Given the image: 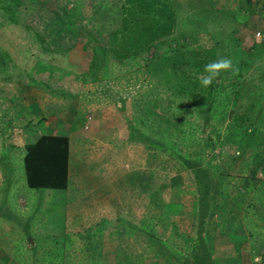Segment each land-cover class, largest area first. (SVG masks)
<instances>
[{
    "label": "rangeland",
    "instance_id": "rangeland-1",
    "mask_svg": "<svg viewBox=\"0 0 264 264\" xmlns=\"http://www.w3.org/2000/svg\"><path fill=\"white\" fill-rule=\"evenodd\" d=\"M175 2L178 19L200 7L205 15L190 22L195 25L179 19L171 34L143 54L119 61L97 48V59L88 68L71 64L62 50L74 43L92 47L95 40L105 46L119 22V0H21L11 20L0 11V264H184L178 253L189 248L190 240L174 244L162 222L164 215L172 216L182 234L195 235L197 192L183 159L209 172L203 234L218 264H257L255 257L264 264V120L256 124L261 142L251 149L238 141L242 127L253 122L248 119L213 148L204 145L200 131L193 134L198 141L191 138L195 143L162 144L148 140L152 134L146 126L130 131L131 124L141 122L144 96L155 97L159 107L178 101L160 74L146 69L150 58L207 48L215 41L232 58V50L245 51L259 41L255 32L264 30V0H251L249 8H243L242 0ZM258 83L257 90L246 86L262 103L264 80ZM30 88L34 96L42 90L49 104L29 123L22 113ZM194 113L198 124L200 116ZM39 124H46L47 131L59 129L58 124L67 133L71 165L66 190L25 183L21 146ZM97 182L116 187L99 199L101 191L89 192ZM115 209L130 222L124 238L115 227L102 229L104 237L96 238L99 223L106 227L100 214ZM241 225L249 235L226 237L237 228L243 233ZM141 230L148 236L142 237Z\"/></svg>",
    "mask_w": 264,
    "mask_h": 264
},
{
    "label": "trees",
    "instance_id": "trees-1",
    "mask_svg": "<svg viewBox=\"0 0 264 264\" xmlns=\"http://www.w3.org/2000/svg\"><path fill=\"white\" fill-rule=\"evenodd\" d=\"M119 1V22L112 29L108 43L100 46V43L95 40L97 44L92 47H89L87 43H74L64 48L62 51L71 64L90 67L94 59H97V48L103 52V55L108 53L112 59L119 61L129 56L143 54L150 51L156 41L171 34L175 22H179V19L180 23H190L197 20L201 13L205 15L204 12H206L200 7L198 11L194 10L192 16L188 13L184 18L180 16L178 19L175 8V6L178 7V3L175 0ZM250 1L242 0L243 8H249ZM256 1L258 0H253V4ZM20 4L21 0H0V11L9 18V15L12 16L13 9ZM219 19L220 17L217 20ZM188 39L189 37L186 36L181 37L183 41ZM226 39L232 42L236 40L233 37ZM222 50L220 43L215 41L207 48L167 51L156 58H150L146 62V69L152 74L159 73L165 81L163 83L171 90L172 97L177 98L178 101L174 106L167 104L165 107H159L155 97L144 96L141 99L143 106L138 109L140 113L138 120L141 122L136 123L137 127H135L129 119L130 131L146 126V130L152 134L150 136L152 139L148 138V140L158 144L185 140L195 143L199 139L193 137V134L200 131V138H203L204 145L213 148L222 144L248 119L253 122L242 127L238 141L241 147L251 149L257 146L261 141L258 138L259 124H256L264 120V102L253 100L256 93L250 91L246 85L251 84L257 90L260 86L258 82L264 80V30L261 32L259 41L251 44L245 51L232 50L233 57L230 58L232 69L221 71L210 87H202L196 75L203 73L204 66L210 61L221 57L228 58V52ZM53 51L61 52L56 49ZM248 69L252 70L251 75L246 73ZM255 79L258 80L254 82ZM259 92V95L264 97V90L260 89ZM120 99L123 100V98ZM241 101L244 102L243 105L239 104ZM168 102L171 103V100ZM194 112H198L200 116L201 121L198 124L192 119ZM143 134L146 133L143 132ZM68 145L67 136L40 134L34 141L26 142L21 146L25 183L29 188L65 189L68 181ZM183 161L190 167L197 192V228L189 248L178 253V256H182L184 264H218L212 254L213 249L203 234L204 220L209 210V172L206 167L196 164L195 161L185 159ZM242 230L243 233L229 232V239L236 238L240 234L249 235L245 228ZM258 247L263 246L260 244ZM253 249L255 251L257 248Z\"/></svg>",
    "mask_w": 264,
    "mask_h": 264
},
{
    "label": "crops",
    "instance_id": "crops-1",
    "mask_svg": "<svg viewBox=\"0 0 264 264\" xmlns=\"http://www.w3.org/2000/svg\"><path fill=\"white\" fill-rule=\"evenodd\" d=\"M33 90H35V89L34 88L27 89V91H29V93H31V94H29L26 97L27 100H25V107H23V109L24 110L26 109V110H25L24 114L22 113V115H24L27 118V122H29V123L32 122L33 120L35 121V119H39L38 118L39 115L41 113H44L45 111H47L45 108L49 104V102L45 101L47 98H45V96H44L45 93L42 90H40V91H42L41 94L39 93L40 91H38L35 96L32 95L33 94ZM53 106L54 105H51V108L48 111L52 112L53 109H54V108H52ZM42 111H44V112H42ZM56 125H57V128H59V129H56L55 131H47L46 130L47 129L46 124H39V126H36L37 130L30 131L28 133V134H31L29 137L32 136V138L27 140V141H25V142H22V146L26 142L34 141L37 138V136L40 135V134H48V135L53 134V135L67 136V133L64 132L63 129H60L61 125H58V124H56ZM53 126H54V124L52 123L50 127H53ZM68 151H69V157H68V161H67V164H68V173L67 174H68V180H69V172H70V165H71L70 147H68ZM98 183L99 182H97V185H95L93 188H91L89 192H92L93 194H95L96 191H101L100 195L98 197L99 199L104 198L106 194L111 193V189H113L114 186L116 187V185H111L109 182L108 183H102L99 186H98ZM67 187H68V181H67V185L65 187V190L67 189ZM142 187L144 188L145 186L143 185ZM145 191L147 192L146 194L149 196L150 195L149 187L147 189H145ZM158 191H160V190L158 189ZM163 209H164V207H163ZM125 214H128V212H126ZM164 216H166V219L164 221H162V222L168 227V229H169V234L168 235L171 237V239L173 240L174 244H176V245L186 244V242L188 241L187 239H189V238H190L189 240L191 241L193 236L191 237V236H186V235L182 234L183 233L182 229H179V227L176 225V224H178V222L175 224L174 218L171 219L172 216H168V215H164ZM100 217H101V219L104 218L103 220L106 223H109V224L105 223L104 225H106V227H103L99 223V228L100 229L95 230L96 231L95 232L96 238H98L100 236L104 237V235L102 233L103 232L102 229H104V228L108 229L109 228V230H112V227H115L114 231H116V233L119 234L118 235L119 238H124L122 236V234L125 235L127 233L126 224L130 223L129 219L126 218L125 215H122L120 212L117 211V209H115V210H111L110 213L109 212L106 213L105 217H104V215L100 214ZM240 217H241V214H240ZM160 218H161V215L157 216V220L160 219ZM103 220L101 222H104ZM162 222H160V225L162 224ZM206 222L207 221L205 219L204 220V225L206 224ZM196 224H197V222H196ZM107 225H108V227H107ZM160 225H158V226H160ZM241 228H242V225H241ZM175 232H176V234H175ZM229 232H231V231H227L225 233L227 238H229L228 237L229 236L228 234H230ZM239 232H240V230L237 228L236 233H239ZM147 233H149V232H147ZM231 233H234V232H231ZM143 234H144V232L141 230L142 237H143ZM146 235L147 234H144V236H146ZM168 235H166V236H168ZM146 240H147V238H146ZM178 243H180V244H178ZM142 256H143V254H142Z\"/></svg>",
    "mask_w": 264,
    "mask_h": 264
},
{
    "label": "clouds",
    "instance_id": "clouds-1",
    "mask_svg": "<svg viewBox=\"0 0 264 264\" xmlns=\"http://www.w3.org/2000/svg\"><path fill=\"white\" fill-rule=\"evenodd\" d=\"M232 67L233 65L231 59L221 57L206 64L203 68V73L196 75V79L199 81L202 87L208 88L212 85L213 81L219 77L221 71H228L232 69ZM254 259L258 264L259 257H255Z\"/></svg>",
    "mask_w": 264,
    "mask_h": 264
},
{
    "label": "built area",
    "instance_id": "built-area-1",
    "mask_svg": "<svg viewBox=\"0 0 264 264\" xmlns=\"http://www.w3.org/2000/svg\"><path fill=\"white\" fill-rule=\"evenodd\" d=\"M257 34H259V35H257ZM260 36H261V32L260 31H256L255 32V38L258 40L260 38Z\"/></svg>",
    "mask_w": 264,
    "mask_h": 264
}]
</instances>
